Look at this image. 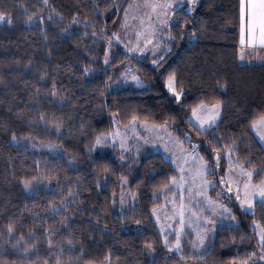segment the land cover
Returning a JSON list of instances; mask_svg holds the SVG:
<instances>
[{"label":"trees","instance_id":"obj_1","mask_svg":"<svg viewBox=\"0 0 264 264\" xmlns=\"http://www.w3.org/2000/svg\"><path fill=\"white\" fill-rule=\"evenodd\" d=\"M130 1L0 0V12L11 19L0 21V264H229L258 247L252 222L264 226V204L256 202L254 214L235 208L237 224L218 227L195 255L189 230L181 238L187 258L169 254L152 210L162 185L177 175L171 162L116 144L94 150L97 137L113 128V116L125 127L135 115L151 125L166 122L181 140L188 133L183 146L196 143L209 165L213 147L230 149L257 170L255 179L264 176V146L251 131L252 121L264 115V65L238 63L240 0H198L191 12L176 10L167 47L141 59L108 44ZM128 66L145 87L121 84ZM173 71L180 101L165 88ZM200 100L222 102L219 122L202 133L189 120ZM41 115L62 120V131L40 122ZM48 144L53 150L45 149ZM226 164L222 155L220 173ZM32 177L39 179L25 188L22 180ZM122 178L136 198L118 213L113 208ZM168 239L174 240L172 233Z\"/></svg>","mask_w":264,"mask_h":264},{"label":"snow or ice","instance_id":"obj_2","mask_svg":"<svg viewBox=\"0 0 264 264\" xmlns=\"http://www.w3.org/2000/svg\"><path fill=\"white\" fill-rule=\"evenodd\" d=\"M45 4L47 3V0H44ZM195 2V0H189V5H192ZM144 4L146 7H150L153 12H157V10H162L158 13L160 19L158 20V23L160 25L168 24V9L172 7L171 0H157V2H152V0H144ZM132 5H130L131 7ZM139 6V5H137ZM95 7H98L96 5ZM191 10V7L189 8V11ZM8 18V22L11 23V19L9 14L0 12V21L5 20ZM52 17L50 16L49 19ZM31 19V17H29ZM87 20V18H86ZM128 20V9L125 8V24H127ZM240 44L248 45V46H262L264 47V0H240ZM74 23L78 22L73 20ZM85 27H89V23H85ZM92 27H95L94 24L91 25ZM43 31V29H41ZM101 31H106V29H102ZM96 33L93 32V36H95ZM141 33H137V36L139 37ZM113 39L119 40L120 37L116 32H113L111 34V37L108 39V44L111 46ZM169 39H171V35L169 33ZM151 39H145L144 44L145 47H140L138 50L140 52L146 51V46L149 44H152ZM159 43L153 44L152 51H155L157 47H159ZM109 50L110 47H106L104 49V55L105 60L104 63H109ZM131 51V49H129ZM241 52H243V48L241 49ZM241 58H243L241 56ZM153 64H156L157 61L153 60ZM84 71L87 73L89 72V68L85 67ZM121 75L124 77L125 80L131 79L132 81H135V83L139 86L143 82L139 79L136 75H128L127 73H121ZM176 75L173 71L170 73L166 80H165V87L169 90V92L173 93L176 100L180 101L182 96V91H177L176 88ZM57 94L55 88L52 90V95L55 96ZM221 108H222V102L220 100H214L212 102H205V100H200L198 104H196L194 107H192V117L195 118V121L197 122L194 126L197 128L198 133H202L205 131H208L210 128H212L214 125L218 123V117L221 115ZM132 121H136L137 117L133 115L131 117ZM40 122H45L48 124H51L55 127L57 133L62 131L63 122L62 120H52L47 121L44 115H41L39 118ZM191 122V121H190ZM157 127H167V123L165 122L162 126ZM252 128L256 129L259 134L260 138L264 140V115H261L258 119L252 121ZM112 135V134H109ZM113 139H115V136H112ZM13 139H15V133H13ZM107 138H104L106 140ZM190 140V136L188 133L184 134L183 140L180 138L175 139V145L178 146L177 150L180 152V158H177L176 152L173 151V163L177 165L181 175L179 178L172 176L169 177V182L167 184L162 185V191H171L172 188L179 186L180 189V203H179V210L177 212L176 210V204H175V195L173 194V197L171 200L166 199V204H171L173 208V216L171 218L165 217V220L168 219H175L176 216H179L181 227L177 228L175 230V241L169 245L168 243V237L164 238L165 246L169 247L170 250L174 249L175 252H179L181 254V259L187 258L186 253L183 252L182 249V235H183V226L185 224V216L187 214V211L191 210L189 207V204L191 201L195 200L197 204H199L201 201H204L206 203V207L211 209L212 212H217V210H222L225 213L230 212L231 210L228 209L224 204L220 203L217 200H213L209 197H207V189H210L213 187V183L207 179H205V176L209 173L215 174L214 168L209 166V161L206 160L203 156L199 154L197 151L198 145L196 143H192L190 149H185L182 147L183 143L185 141ZM102 142L101 137H97L96 143L100 144ZM49 148H54L55 145L48 144L46 145ZM121 149H125V144L123 141H121L120 144ZM236 147L235 144H232L230 148ZM168 150V149H166ZM213 152L215 155L212 157L216 161V168H219L220 166V160L222 155H225V152L221 148L213 147ZM228 156V163L229 168L225 170L226 175L231 172L232 170H238L239 175L244 178V183L241 188L239 181H236V199L240 202L241 207H246L247 210L252 211L254 208V200L258 199V202L260 204H264V180H261L258 183H253L252 178L254 176V170L246 169L243 167L242 163L238 160H232L231 159V151H227ZM182 160V162H181ZM195 164V167H187L185 168V164ZM105 172L108 171L107 166L103 169ZM38 177H32L31 180L29 179H23L22 183L24 184L25 188H28L31 186L32 180H37ZM126 183V179H121V184ZM221 184L225 183V179L221 178L220 180ZM228 188L227 191L231 193L233 191L232 183L233 180L231 177L228 178ZM187 191L188 196L187 198L184 196V192ZM241 192L243 193V199H241ZM162 194V193H161ZM69 195H75V192H73L71 189H69ZM157 194L154 193V197ZM131 196L133 200L136 198V193L132 192ZM185 199L189 201V204L185 203ZM120 202L123 204L125 202V193L122 191L120 196ZM68 202L63 201L62 206L66 205ZM51 204V202H50ZM60 207L53 206V211L58 212L60 210ZM157 207L154 206L153 208V215L157 214ZM204 209H201L199 212L192 211V216L189 217L188 223L191 226V224L195 223V228L193 229L194 236L191 241V247H192V255H195L197 252L203 250L205 244H206V237H207V225L208 224H215V221L210 220L207 216H202V212ZM254 214V212H253ZM157 222H160L159 216H156ZM235 217H233V220ZM253 223L257 226V235L259 237V243L260 248L262 251H264V226L260 225L259 221H253ZM201 224L204 225V227H201ZM168 227H171L170 224L167 225ZM161 234L164 232V226H161ZM8 232L9 234L13 233V226L12 224L8 225ZM45 233L51 234V231L49 229H45ZM23 239V237H21ZM71 244V241H69ZM52 244V241L49 240V245ZM151 247V245H148ZM25 251H28L26 248ZM255 256V253H250L248 258L241 262V264H252L251 258ZM261 261H264V255H261L259 257ZM47 264V262H46ZM57 264H60L59 260H57ZM233 264H237V261L235 258H233Z\"/></svg>","mask_w":264,"mask_h":264},{"label":"rangeland","instance_id":"obj_3","mask_svg":"<svg viewBox=\"0 0 264 264\" xmlns=\"http://www.w3.org/2000/svg\"><path fill=\"white\" fill-rule=\"evenodd\" d=\"M198 0H195V2L192 5H189V0H171L172 7L168 9L169 15L167 17L168 24L160 25L158 23V20L160 19L158 13L162 10H157V12H153L150 7H146L144 4V0H131L129 4L127 5L128 9V20L127 24H125V10L122 15L121 20V29L118 33L120 39L117 41L113 39V44L117 45L121 50H123L127 55L131 57H135L137 59H141L146 55H153L154 53L158 52L159 49H161L163 46L165 48L167 47V41L169 40V33H170V27L174 22V12L179 9H183L185 12H191L194 7L196 6ZM152 2H157V0H152ZM130 5H132L130 7ZM139 5V6H137ZM191 7V10L189 11V8ZM241 25V21H240ZM141 33V35L138 37L137 33ZM145 39H151L152 44H149L146 46L145 52H140L138 48L145 47L144 40ZM159 43V47L155 49V51H152L153 44ZM243 48V52H241V49ZM131 49V51H129ZM241 49L239 51L238 56V63L241 65H264V47H262V54L259 53L256 48H252L251 46L243 47L241 45ZM241 56L243 58H241ZM105 60V59H104ZM123 73H127L128 75H136V72L132 66H128ZM121 84L122 85H131L132 87L136 89H142L145 87V83L143 82L139 86L135 83V81H132L131 79L125 80L124 77L121 75ZM166 88V87H165ZM167 92L169 90L166 88ZM170 94L174 95L173 93L169 92ZM221 115L218 117V122L220 120ZM189 120L193 125H195L197 122L195 121V118L192 117V113L190 115ZM112 125L113 128L108 133L102 134L98 137L102 138V142L100 144H97L95 141L94 144V150H100L105 147H109L113 144H116L120 150L123 151H132L136 155L142 152L143 155L148 154H154L159 153L161 154L166 160L171 162L173 167L177 171L176 177L179 178L181 175L178 167L176 164L173 163V151L176 152L177 158H180V152L177 150L178 146L175 145V139L176 137L171 133L169 130V127H157L162 125H151L146 122H138V121H132L129 125L122 127L119 125L117 119L115 116L112 118ZM251 131L260 143L261 146H264V140L260 138V134L256 129H253L251 126ZM112 134V135H109ZM112 136H115V139L112 138ZM104 138H107L104 140ZM121 141L125 144V149H121L120 144ZM35 148H39L38 145L34 146ZM185 149H190L191 144L187 147L183 146ZM48 151H51L53 149L45 147ZM168 149V150H166ZM227 151L229 149H226L225 151V160L227 162L226 166L223 169V172L220 173V166L219 168H216V161L212 165H209L210 167L216 169L215 174L209 173L205 176V179L211 181L213 183V187L210 189H207V197L217 200L220 203L224 204L228 209L231 211L228 213L223 212L222 210H217V212H212L211 209L206 207V203L204 201H201L199 204L196 203L195 200L191 201L189 204V201L185 199V203L189 204V207L191 210L187 211V214L185 216V224L183 226V233L185 230L191 231L193 234V229L195 228V223L193 222L191 226L188 223L189 217L192 216V211L199 212L201 209H204V211L201 213L202 216H207L210 218V220L215 221V224H208L207 225V237H210L214 234L215 230L218 227H224V226H234L237 224V218L234 214V209L237 208L243 213H252V211H249L246 209V207H241L240 202L236 199V181H239V184L242 188L244 183V178H242L238 170H232L227 175L225 173V170L229 168L228 163V156ZM231 151V150H230ZM231 159L237 160L235 157V154L231 152ZM182 162V160H181ZM195 167V164H185L184 167ZM244 168L254 170V176L252 178L253 183H258L261 180H264V176L255 179L257 175V170L253 168H248L243 165ZM231 177L233 180L232 188L233 191L229 193L227 191L228 188V178ZM221 178L225 179V183L221 184L220 180ZM125 193V202L121 204L120 202V196L121 192ZM162 193V194H161ZM160 203L156 206L158 211L156 215L152 214V220L154 224L156 225L158 234L160 235L162 239V244L166 248L167 252L169 254L175 253V250H170L169 247L165 246L164 238L168 237L169 233H172L174 236V240L172 242L169 241V245H171L175 239V230L177 228L181 227L179 216L177 215L175 219H168L165 220V217L171 218L173 216V208L171 204H166V199L171 200L173 197V194L175 195V204H176V210L178 212L179 210V203H180V189L179 186L172 188L171 191H161ZM184 196L187 198L188 193L187 191L184 192ZM241 199H243V193L241 192ZM135 200H133L131 196V192L128 190L126 183L122 184V190L120 191L118 202H116L117 209L114 206V211L118 213H124L127 211L130 207L134 205ZM258 202L257 200H254V204ZM153 212V210H152ZM156 216H159L160 222H157ZM233 217L235 219L233 220ZM170 224L171 227H168L167 225ZM161 226H164V232L161 234ZM201 227H204L203 224H201ZM252 229L256 235V241L258 244V247L252 252L255 253V256L251 258L252 264H264V261H261L259 257L261 256L260 251V243H259V237L257 235V226L252 222ZM71 264V263H66ZM76 264H113L109 262V260H105L102 263H76ZM183 264H208L203 262H188ZM233 264V262L229 263ZM237 264H241V262H237Z\"/></svg>","mask_w":264,"mask_h":264},{"label":"crops","instance_id":"obj_4","mask_svg":"<svg viewBox=\"0 0 264 264\" xmlns=\"http://www.w3.org/2000/svg\"><path fill=\"white\" fill-rule=\"evenodd\" d=\"M239 34H240V29H239ZM240 46H241V44H240ZM248 46V45H247ZM243 47H246V45H243ZM252 48H256V50H258L259 51V53H261L262 54V46H251Z\"/></svg>","mask_w":264,"mask_h":264}]
</instances>
